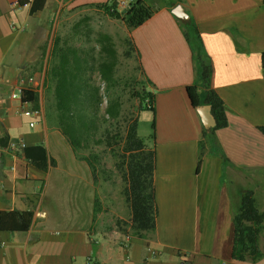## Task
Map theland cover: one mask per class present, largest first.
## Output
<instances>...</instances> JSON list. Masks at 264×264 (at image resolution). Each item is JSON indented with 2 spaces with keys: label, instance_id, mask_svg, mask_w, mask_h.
Returning a JSON list of instances; mask_svg holds the SVG:
<instances>
[{
  "label": "crops",
  "instance_id": "1",
  "mask_svg": "<svg viewBox=\"0 0 264 264\" xmlns=\"http://www.w3.org/2000/svg\"><path fill=\"white\" fill-rule=\"evenodd\" d=\"M34 1L0 0V264H264L231 257L242 192H253L264 213V0H141L154 14L129 37L154 96L152 239L131 234L122 194H111L107 180L76 159L44 97L21 98L20 81L45 79L43 47L60 12L112 1L45 0L32 13ZM176 6L197 27L211 89L225 106L227 127L206 139L187 93L196 69L171 13ZM34 108L42 118L24 115ZM18 141L42 147L46 161L12 150ZM258 245L263 251L264 236Z\"/></svg>",
  "mask_w": 264,
  "mask_h": 264
},
{
  "label": "trees",
  "instance_id": "2",
  "mask_svg": "<svg viewBox=\"0 0 264 264\" xmlns=\"http://www.w3.org/2000/svg\"><path fill=\"white\" fill-rule=\"evenodd\" d=\"M44 3L45 0H41V2L35 0L32 13L42 10ZM82 8H96L112 19L121 20L129 33L149 20L154 14L152 7L141 0L131 3L123 14L113 10L115 8L113 3ZM176 21L190 46L195 63V81L193 85L187 87L190 102L195 109L203 105L209 106L216 123V126L210 131L203 128L204 139L210 138L216 130L223 129L228 125L225 106L217 93L211 89L212 65L205 53L196 25L192 20L184 22L176 19ZM127 43L130 50L126 52L125 56L130 58L133 54L135 55L136 51L130 37H128ZM97 44L100 46V61L95 67L94 62L96 61L89 53L81 49L67 47L63 44V39L60 36L56 37L49 53L44 79V88L50 94L46 108L48 115L56 121L57 127L74 150L80 148L82 140L86 139L87 142L93 136L92 129L100 130V128L103 132L98 144L104 145L106 148L123 145L121 155L118 154L119 161L116 168L123 184L121 194L130 210L131 234L138 238L152 239L158 214L154 188V96L147 89V82L144 79L135 81L140 84L141 88L136 91L139 100L138 111L130 117L123 132L118 130L112 134L110 125L112 122L119 121L123 116L121 100L123 89L114 69L117 52L110 37L105 34L100 35ZM103 54L106 55V58L101 57ZM261 60L264 77V53ZM94 72L98 73L105 86L103 96H100L99 87L96 88L89 84V77ZM21 98L23 102H27L35 100L36 96L31 92L24 91ZM104 100L106 108L104 114L99 117L100 106ZM143 110H150L153 113V133L148 142H145L137 134L138 115ZM259 130L264 135V127H260ZM85 131L86 137H84ZM25 156L36 164L46 161L42 147L25 148ZM81 160L86 161L87 159L82 158ZM88 164L91 165L90 162ZM200 165L201 158L198 162V169ZM91 168L93 174L95 169L93 166ZM233 225L232 259L240 262L247 260L256 262L264 258V250L261 251L258 245L259 239L264 236V213L257 209L253 192H242L240 207L234 215ZM118 227L125 232L120 221H118Z\"/></svg>",
  "mask_w": 264,
  "mask_h": 264
},
{
  "label": "rangeland",
  "instance_id": "3",
  "mask_svg": "<svg viewBox=\"0 0 264 264\" xmlns=\"http://www.w3.org/2000/svg\"><path fill=\"white\" fill-rule=\"evenodd\" d=\"M101 34L110 37L113 47L117 52L114 69L123 89L121 99L123 116L119 121L112 122L110 125L112 134H115V131L118 130L123 132L127 127L130 117L137 113L139 100L136 96V91H139L141 88L140 84L135 83V81H142L144 79L136 56L134 54L130 58L125 56L126 52L130 50L127 43L129 32L121 20L112 19L98 9H72L60 12L52 22L48 38L44 44L42 63L44 62L47 68L53 42L56 37L60 36L65 46L81 49L89 53L94 58V61H96L94 62L96 67L98 61H100V46L97 44V40ZM101 57L106 58V55L103 54ZM89 84L96 88L99 87L100 96H103L105 86L97 72L90 75ZM43 97L44 102L47 103L50 94L46 88H44ZM105 108L106 103L104 100L100 106L99 117L104 114ZM152 122L153 113L150 110L139 112L137 134L145 142L149 141L150 135L153 133ZM102 132L101 128L100 130L92 129L93 136L87 142L86 139L81 141L80 148L74 150L75 156L76 159L80 160L86 158L87 171L90 170L88 166H93L95 177L107 180L108 191L111 194L117 192L121 195L123 184L116 165L119 161L118 154L121 155L123 145H113L112 148H106L104 145L98 144ZM84 133V137H86V131ZM231 189L232 197L234 198L236 195L234 194L236 192V185ZM121 226L126 227V223L121 222Z\"/></svg>",
  "mask_w": 264,
  "mask_h": 264
},
{
  "label": "built area",
  "instance_id": "4",
  "mask_svg": "<svg viewBox=\"0 0 264 264\" xmlns=\"http://www.w3.org/2000/svg\"><path fill=\"white\" fill-rule=\"evenodd\" d=\"M115 6L113 9L114 11H119V9H128L131 5L130 0H111ZM20 89L21 91H28L33 93L37 98L39 103H41L42 97H43V91H44V80L42 78L36 79L33 77H29L25 80L20 81ZM24 115L27 118H42L43 113L41 108L37 109H31V110H25ZM36 122H31L30 127L33 128L35 126ZM25 143L23 141H18L17 143L13 142L10 144V148L12 150L15 149H24Z\"/></svg>",
  "mask_w": 264,
  "mask_h": 264
},
{
  "label": "water",
  "instance_id": "5",
  "mask_svg": "<svg viewBox=\"0 0 264 264\" xmlns=\"http://www.w3.org/2000/svg\"><path fill=\"white\" fill-rule=\"evenodd\" d=\"M171 13L176 19L180 21L188 22L190 19L188 14L185 12L184 8L181 6H176L175 8H173L171 10ZM197 112L201 119L203 127L207 131H210L216 126L214 117L211 114V110L209 106H206V105L200 106L197 108Z\"/></svg>",
  "mask_w": 264,
  "mask_h": 264
}]
</instances>
